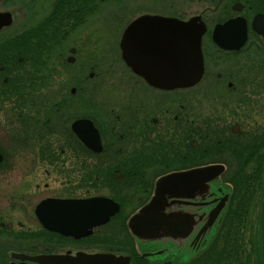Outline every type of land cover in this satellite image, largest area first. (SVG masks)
<instances>
[{"label":"flooded vegetation","instance_id":"af4514ba","mask_svg":"<svg viewBox=\"0 0 264 264\" xmlns=\"http://www.w3.org/2000/svg\"><path fill=\"white\" fill-rule=\"evenodd\" d=\"M198 33L199 79L152 84L185 77ZM176 172L157 216L133 219ZM260 249L264 0H0V264H261Z\"/></svg>","mask_w":264,"mask_h":264},{"label":"water","instance_id":"95a60500","mask_svg":"<svg viewBox=\"0 0 264 264\" xmlns=\"http://www.w3.org/2000/svg\"><path fill=\"white\" fill-rule=\"evenodd\" d=\"M199 37L200 35L198 34L196 39L193 40L192 43L187 42L184 47V50H182L181 52V58L183 59V61L181 60V63L185 67V77H182L180 80L167 79V80H160V81H151V83L155 85H161L165 88L178 87L179 85L189 86V85L194 84L198 80L202 72V54L200 50ZM123 55L126 61L129 63L128 61L129 55H128L127 48L123 50ZM90 129L92 133H95V136H94L95 142H93L91 138V140L89 141V145L91 148L95 150H99L100 149L99 138H98L96 130H94V128L92 127V124L90 125ZM213 170H215L214 167L199 168L197 170H193L191 174L197 178L201 177L202 179H205V178L207 179L208 178L207 174L211 173ZM180 181H181V174L177 172L171 173V174H168V175H165L159 178L156 182L154 196L152 197L150 202L146 204L134 218L142 219V218L147 217V215L150 213H154L157 216V210L161 205L160 203L162 202L164 193L170 190H173L176 192L178 190ZM99 200L100 202H106V203L109 202L107 201V199H104V198H100ZM112 213L113 211L107 212L106 216L102 220H105L108 214H112ZM111 262H114V260L111 259Z\"/></svg>","mask_w":264,"mask_h":264},{"label":"rangeland","instance_id":"374dc122","mask_svg":"<svg viewBox=\"0 0 264 264\" xmlns=\"http://www.w3.org/2000/svg\"><path fill=\"white\" fill-rule=\"evenodd\" d=\"M86 53H87V51H85ZM98 52H100L98 49H93L92 47L91 48H89V54H88V57L89 58H91V59H93L94 57L93 56H95L94 54H97ZM85 55V54H84ZM87 56V55H86ZM82 59H83V52L82 53H80V55H79V59H78V62L76 63V65H75V67H78V66H80L81 65V63H82ZM60 79H62V80H64L65 81V79L62 77H58V80H60ZM257 212H258V209H254L253 208V210L250 212L251 213V215L252 216H255L256 214H257ZM253 219V218H252ZM252 222V221H251ZM250 225V227H249V231H248V233H249V235H252L253 234V232L256 230L255 228H256V225H254L253 223H251V224H249ZM248 233H246V235L248 234Z\"/></svg>","mask_w":264,"mask_h":264},{"label":"trees","instance_id":"16d2710c","mask_svg":"<svg viewBox=\"0 0 264 264\" xmlns=\"http://www.w3.org/2000/svg\"><path fill=\"white\" fill-rule=\"evenodd\" d=\"M10 41H17V39H16V40L10 39ZM47 52H48V51H47ZM42 57H44V55H43ZM259 258H260L261 264H263L264 261H263V258H262L261 249L259 250Z\"/></svg>","mask_w":264,"mask_h":264}]
</instances>
